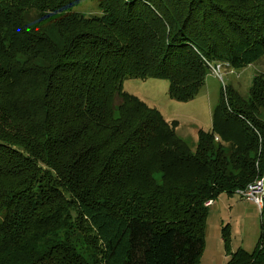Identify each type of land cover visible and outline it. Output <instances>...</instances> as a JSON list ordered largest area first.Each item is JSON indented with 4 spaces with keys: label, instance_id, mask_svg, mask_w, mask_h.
Returning a JSON list of instances; mask_svg holds the SVG:
<instances>
[{
    "label": "trees",
    "instance_id": "trees-1",
    "mask_svg": "<svg viewBox=\"0 0 264 264\" xmlns=\"http://www.w3.org/2000/svg\"><path fill=\"white\" fill-rule=\"evenodd\" d=\"M81 1L0 0V264H198L206 204L264 178V76L222 93L193 153L124 81L189 103L212 66L260 65L264 0ZM262 218L253 253L224 227L227 264H264Z\"/></svg>",
    "mask_w": 264,
    "mask_h": 264
},
{
    "label": "rangeland",
    "instance_id": "rangeland-1",
    "mask_svg": "<svg viewBox=\"0 0 264 264\" xmlns=\"http://www.w3.org/2000/svg\"><path fill=\"white\" fill-rule=\"evenodd\" d=\"M75 11L91 18L102 16L99 6L91 0H82ZM257 75L264 76V62L240 70L225 67L220 77L210 70L205 86L189 103L172 100L169 97L170 83L163 79L128 78L124 81L123 89L126 94L159 112L175 130L176 136L193 153L198 146L199 133H213V113L220 104L222 93L227 96V92L233 91L243 99H248ZM185 169L180 166L169 168L165 180H194L195 171L192 168ZM150 171L154 173L153 168ZM157 177L163 175L159 173ZM208 208L204 232L205 247L198 264L228 263L229 255L223 242V229L226 226L230 232V252L243 249L253 253L257 249L262 235L263 218L256 204L239 193H223ZM1 221L2 215L0 223Z\"/></svg>",
    "mask_w": 264,
    "mask_h": 264
},
{
    "label": "built area",
    "instance_id": "built-area-1",
    "mask_svg": "<svg viewBox=\"0 0 264 264\" xmlns=\"http://www.w3.org/2000/svg\"><path fill=\"white\" fill-rule=\"evenodd\" d=\"M228 67L225 64H218L211 67V71L218 77H220L222 70ZM218 141V139H216ZM239 194L252 201L258 206L262 216L264 217V178H261L251 184L246 190L239 191ZM213 201H209L206 206L210 207Z\"/></svg>",
    "mask_w": 264,
    "mask_h": 264
},
{
    "label": "crops",
    "instance_id": "crops-1",
    "mask_svg": "<svg viewBox=\"0 0 264 264\" xmlns=\"http://www.w3.org/2000/svg\"><path fill=\"white\" fill-rule=\"evenodd\" d=\"M237 194V193H236Z\"/></svg>",
    "mask_w": 264,
    "mask_h": 264
}]
</instances>
